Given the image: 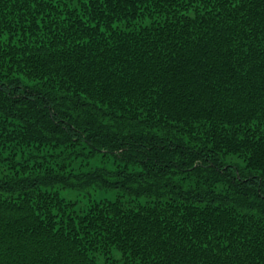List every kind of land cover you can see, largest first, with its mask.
Listing matches in <instances>:
<instances>
[{"label":"trees","instance_id":"obj_1","mask_svg":"<svg viewBox=\"0 0 264 264\" xmlns=\"http://www.w3.org/2000/svg\"><path fill=\"white\" fill-rule=\"evenodd\" d=\"M0 264H264V0H0Z\"/></svg>","mask_w":264,"mask_h":264},{"label":"rangeland","instance_id":"obj_2","mask_svg":"<svg viewBox=\"0 0 264 264\" xmlns=\"http://www.w3.org/2000/svg\"><path fill=\"white\" fill-rule=\"evenodd\" d=\"M89 164H91V166H93V164L94 166H96L97 162L95 160H91ZM106 166L109 167L110 164L108 163ZM82 169H85V168H82ZM60 194L66 200L77 202L80 207L84 206L87 203V200H85L83 197L84 194L82 195L81 193L68 192V191H60ZM90 194H91V197L96 200H98V197L103 196L101 195V192L95 193V191H91ZM113 197H114L113 193H106L105 198L112 199Z\"/></svg>","mask_w":264,"mask_h":264}]
</instances>
